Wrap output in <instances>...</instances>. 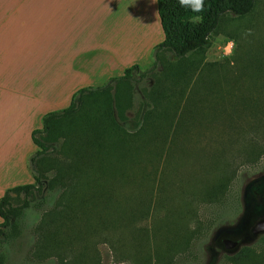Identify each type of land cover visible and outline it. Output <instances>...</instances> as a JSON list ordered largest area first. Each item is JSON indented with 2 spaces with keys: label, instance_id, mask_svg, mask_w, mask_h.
Returning a JSON list of instances; mask_svg holds the SVG:
<instances>
[{
  "label": "trees",
  "instance_id": "1",
  "mask_svg": "<svg viewBox=\"0 0 264 264\" xmlns=\"http://www.w3.org/2000/svg\"><path fill=\"white\" fill-rule=\"evenodd\" d=\"M255 6L256 0H205L204 11L192 13L178 0H156L164 33L151 65L142 70L134 64L100 86L76 90L70 104L44 113L41 126L31 130L37 147L27 160L32 182L0 196V235L5 237L3 229L13 227L16 211L45 180V191L56 189L58 195L36 224L35 257L93 264L92 255L83 252L86 246L78 251L75 244L99 230L118 259L123 244L120 238L108 240V234L119 225L133 230V264L161 262L163 252L183 250L184 232L190 231L181 232V222L173 221L183 219L177 206L181 200L189 203L188 190L191 199L217 201L240 165H253L264 155V18L248 46L229 58L197 67L186 55L216 32L222 16L251 15ZM194 15H202L203 22L191 23ZM133 71L150 81L127 118L123 112L133 103ZM55 143L51 155L47 149ZM184 161L190 166L183 170ZM48 171H53L49 180L44 178ZM126 187L135 191L124 193ZM116 188L123 194L117 195ZM20 192L22 201L13 206L10 194ZM160 208L163 214L157 215ZM154 219L160 226L150 228ZM137 250L141 256L135 258Z\"/></svg>",
  "mask_w": 264,
  "mask_h": 264
},
{
  "label": "crops",
  "instance_id": "2",
  "mask_svg": "<svg viewBox=\"0 0 264 264\" xmlns=\"http://www.w3.org/2000/svg\"><path fill=\"white\" fill-rule=\"evenodd\" d=\"M163 33L156 0H0V196L32 182L31 130L44 113L150 65Z\"/></svg>",
  "mask_w": 264,
  "mask_h": 264
},
{
  "label": "rangeland",
  "instance_id": "3",
  "mask_svg": "<svg viewBox=\"0 0 264 264\" xmlns=\"http://www.w3.org/2000/svg\"><path fill=\"white\" fill-rule=\"evenodd\" d=\"M263 18L264 0H256L255 10L251 15L237 17L231 13L225 14L221 17L216 32L207 36L200 49L187 54L186 60L197 67L205 61H218L216 57L223 54V49L219 46L222 42H218L216 39L220 35L236 41L237 46L233 55L243 51L251 41L247 34L248 30H251L252 33L254 28L260 26V21ZM167 56L170 57L169 54ZM138 72H132L133 103L123 112L124 117L127 118L133 117L136 105L141 99V89L147 87L150 81L147 76L138 79ZM56 147L57 143L53 144L52 149L49 147L47 152L53 155ZM186 163L188 162L184 161L185 165L181 169L189 168L190 164ZM199 174L205 175L204 172H199ZM23 175L24 173L14 178H8V181L25 180ZM30 175L29 173L28 176ZM52 175L53 171H48L44 178L49 180ZM30 180L31 177L23 183ZM45 182L44 180V186L39 191H33L30 194L26 207L16 211V215L12 218L13 227L3 229L5 237L0 235V264H61L55 255L42 258L33 255L37 237L35 235L36 224L42 213L53 207L58 195L56 189L45 191ZM116 191L117 195L123 194L121 188H116ZM126 191L134 192L135 188L126 187L124 193ZM10 195L13 196L11 201L13 206L21 203L22 192L16 196L12 193ZM185 196L187 200H190L189 203L181 200L177 206L184 212L183 219L173 222L175 225L181 222V232L185 229L190 231V233L184 232L187 236V246L180 252L165 251L163 255L164 257L166 255V260L162 258L161 262L155 261L150 264H264V230L252 232L254 224L264 219V155L253 165H240L236 176L229 182L224 194L217 201L206 202L191 199L194 196L189 190L188 195ZM118 203L123 202L118 201ZM163 211V208L158 209L157 215L163 214ZM194 211L195 213H193ZM159 222L160 219H154V222L150 223V228L151 224L159 227ZM172 226L169 224V228ZM106 231L103 228L100 229V233L103 235ZM132 232V228L126 229L120 225L117 231H109L108 240L120 238L123 244V247L121 246L118 251V259H115L110 245L101 240L99 230L82 236L81 240L75 244L76 250L80 251L83 246H86L83 252L92 255L91 261L95 262L93 264H133L134 249L130 242L133 239ZM225 239L234 242V245L226 246ZM157 242L160 244L159 240ZM161 246L164 248L165 245L161 244ZM151 251L150 248V254ZM138 252L137 250L135 258L141 256ZM167 254H172L171 262L167 259Z\"/></svg>",
  "mask_w": 264,
  "mask_h": 264
},
{
  "label": "clouds",
  "instance_id": "4",
  "mask_svg": "<svg viewBox=\"0 0 264 264\" xmlns=\"http://www.w3.org/2000/svg\"><path fill=\"white\" fill-rule=\"evenodd\" d=\"M178 3L181 7L188 9L192 13H202L205 7V0H178ZM191 23L199 24L203 22L202 15H194L190 18ZM248 35H251V30H248ZM218 42H222L219 46L223 49V54L218 55L216 59L222 61L225 57L232 56L236 48V41L227 39L223 35L218 36ZM234 66V61L232 62Z\"/></svg>",
  "mask_w": 264,
  "mask_h": 264
},
{
  "label": "water",
  "instance_id": "5",
  "mask_svg": "<svg viewBox=\"0 0 264 264\" xmlns=\"http://www.w3.org/2000/svg\"><path fill=\"white\" fill-rule=\"evenodd\" d=\"M264 230V219L257 221L252 229V232H258V231H263ZM226 242V246L230 247L234 245V242L229 241L227 239L224 240Z\"/></svg>",
  "mask_w": 264,
  "mask_h": 264
}]
</instances>
